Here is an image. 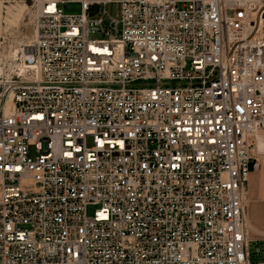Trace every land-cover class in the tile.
<instances>
[{"label":"built area","instance_id":"obj_1","mask_svg":"<svg viewBox=\"0 0 264 264\" xmlns=\"http://www.w3.org/2000/svg\"><path fill=\"white\" fill-rule=\"evenodd\" d=\"M31 1L0 77V264H252L264 1Z\"/></svg>","mask_w":264,"mask_h":264},{"label":"rangeland","instance_id":"obj_2","mask_svg":"<svg viewBox=\"0 0 264 264\" xmlns=\"http://www.w3.org/2000/svg\"><path fill=\"white\" fill-rule=\"evenodd\" d=\"M117 1V0H111ZM264 1V0H263ZM106 11L114 17L119 14V6L116 3L108 4ZM35 9L31 0H0V68L13 62L19 56L23 46L30 43L34 32ZM12 64V63H11ZM142 83H135L130 87H142ZM86 145L91 146V139L87 138ZM254 156L264 161V155ZM94 208L89 209V214Z\"/></svg>","mask_w":264,"mask_h":264},{"label":"crops","instance_id":"obj_3","mask_svg":"<svg viewBox=\"0 0 264 264\" xmlns=\"http://www.w3.org/2000/svg\"><path fill=\"white\" fill-rule=\"evenodd\" d=\"M258 155H264V136L258 137L255 142ZM249 173L246 183L245 216L251 226L248 237L250 240L251 263L256 264L264 259L254 253L256 246H264V161L259 163Z\"/></svg>","mask_w":264,"mask_h":264},{"label":"bare ground","instance_id":"obj_4","mask_svg":"<svg viewBox=\"0 0 264 264\" xmlns=\"http://www.w3.org/2000/svg\"><path fill=\"white\" fill-rule=\"evenodd\" d=\"M20 52H21V50H20ZM14 60H15V58H14ZM11 63L13 64V62H11ZM11 63L7 64V66H11L12 65ZM5 69H6V67L2 65V67L0 68V77L4 74Z\"/></svg>","mask_w":264,"mask_h":264}]
</instances>
